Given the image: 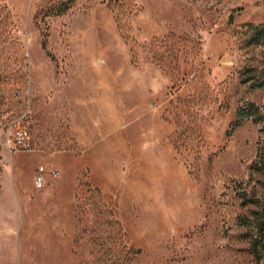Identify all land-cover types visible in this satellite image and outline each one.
Segmentation results:
<instances>
[{
    "label": "rangeland",
    "instance_id": "obj_1",
    "mask_svg": "<svg viewBox=\"0 0 264 264\" xmlns=\"http://www.w3.org/2000/svg\"><path fill=\"white\" fill-rule=\"evenodd\" d=\"M263 22L264 0H0V123L34 148L0 139V264H253L264 122L233 123L264 105L240 83Z\"/></svg>",
    "mask_w": 264,
    "mask_h": 264
},
{
    "label": "trees",
    "instance_id": "obj_2",
    "mask_svg": "<svg viewBox=\"0 0 264 264\" xmlns=\"http://www.w3.org/2000/svg\"><path fill=\"white\" fill-rule=\"evenodd\" d=\"M59 15L66 13L68 5L62 3ZM243 49L264 48V22L244 25L242 37ZM240 83L251 92L264 91V54L256 64L243 68ZM237 120L233 129L251 120L255 124L264 122V105L257 106L247 102L237 110ZM250 183L255 182L251 192H238L241 207L248 212L238 216L239 227L245 229L240 237L248 243L247 252L252 256L253 264H264V148L258 150L250 165ZM259 187V190H258Z\"/></svg>",
    "mask_w": 264,
    "mask_h": 264
},
{
    "label": "built area",
    "instance_id": "obj_3",
    "mask_svg": "<svg viewBox=\"0 0 264 264\" xmlns=\"http://www.w3.org/2000/svg\"><path fill=\"white\" fill-rule=\"evenodd\" d=\"M2 138L5 140L10 152H32L34 149L31 133L27 128L18 125L16 122L8 123L5 126L2 125V122L0 123V139ZM44 172L45 168L40 167L36 179V187L38 189L44 187ZM57 176L58 173L54 172L53 177L56 178Z\"/></svg>",
    "mask_w": 264,
    "mask_h": 264
}]
</instances>
